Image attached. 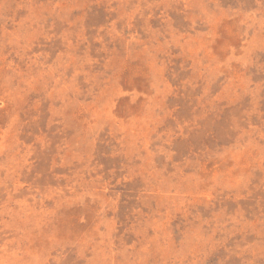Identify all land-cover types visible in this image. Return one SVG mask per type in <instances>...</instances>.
<instances>
[{"label":"rangeland","instance_id":"1","mask_svg":"<svg viewBox=\"0 0 264 264\" xmlns=\"http://www.w3.org/2000/svg\"><path fill=\"white\" fill-rule=\"evenodd\" d=\"M0 264H264V0H0Z\"/></svg>","mask_w":264,"mask_h":264}]
</instances>
